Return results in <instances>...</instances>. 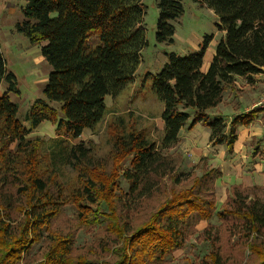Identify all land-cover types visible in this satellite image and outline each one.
<instances>
[{
    "label": "trees",
    "instance_id": "trees-1",
    "mask_svg": "<svg viewBox=\"0 0 264 264\" xmlns=\"http://www.w3.org/2000/svg\"><path fill=\"white\" fill-rule=\"evenodd\" d=\"M157 1L156 41L171 44L173 22L184 13V5L182 0ZM193 1L213 11L219 20L216 29L223 33L207 71L203 73L201 68L212 35L205 36L199 50L186 55L166 54L160 72L147 74L151 92L162 104V140L158 144L147 140L136 129L113 131V164L100 169L92 163L90 148L82 143L70 145L67 138L74 141L85 130L95 128L107 113L106 97H114L123 84L132 82L147 44L143 0H26L21 8L22 20L15 23L16 31L40 47L41 57L51 70L43 98L34 101L21 119L17 105L9 98L10 93L18 92L16 77L7 70L0 50V84L4 81L7 85V91L0 95V264H19L66 202L77 209L81 224L108 221V230L122 245L112 251L117 258L113 262L72 258L71 239L55 234L37 264L166 261L196 232L200 222L210 221L217 209L215 180L220 172L208 167L202 157L198 163L201 174L188 177L186 184L158 201L136 229L120 222V212L125 215L153 199L165 177L179 185L171 156L164 151L176 145L183 128L192 130L201 123L209 129L212 146L225 145L231 151L237 127L251 125L264 111L253 108L234 114L228 129L223 116L208 114L221 103L226 91H237V78L251 81V76L263 72L264 0ZM45 121L67 137L56 138L49 146L52 163L64 162L77 172L76 188L70 194L59 193L57 198L48 188L49 175L40 169L45 143L39 136L29 135ZM122 181L128 185L124 198L119 196ZM1 185L18 189L21 199L12 202ZM259 190L264 192L248 189L247 194L254 196L250 198L243 195V190L230 188V196L216 216L230 222L226 230L232 236L242 235L249 256L257 257V264H264V199L258 196ZM14 210L22 219L11 227ZM203 233L209 249L201 264H222L219 247L215 246L217 233L208 229ZM213 234L215 238L211 239Z\"/></svg>",
    "mask_w": 264,
    "mask_h": 264
},
{
    "label": "rangeland",
    "instance_id": "rangeland-1",
    "mask_svg": "<svg viewBox=\"0 0 264 264\" xmlns=\"http://www.w3.org/2000/svg\"><path fill=\"white\" fill-rule=\"evenodd\" d=\"M157 2V0H143V6H145L143 21L147 44L142 50L141 61L132 82L123 84L114 97L110 95L106 97L107 113L103 120L95 128L85 130L74 141L64 136L62 131L58 132L55 125L46 121L29 134L30 136H39L45 143L42 150L44 159L40 169L46 171V175H49L46 178L48 188L56 198L59 197V193L62 195L70 194L73 188H76L77 172L70 165H65L64 162L52 163L49 157V146L52 145L54 139L65 137L70 145L84 144L90 148L92 163L100 169H109L113 164V141L110 138L113 131L130 132L136 129L142 131L147 140L149 139L157 144L160 143L164 126L161 121L162 104L152 94L151 80L147 74L159 73L163 64L167 61L166 54L168 53L186 55L191 51L199 50L198 45L206 35L213 36V40L208 45L210 50H214L216 43L220 40L223 33L216 29V23L219 20L213 11L205 4L193 0H182L184 13L173 22L175 27L174 42L171 44L158 43L155 35L158 21ZM25 3L26 0H0V50L6 61L7 70L13 72L16 77L18 92L10 93L9 98L17 105L21 119H23L34 101L43 98L42 91L46 84L45 80L51 70L41 57L40 47L32 45L16 31L15 23L22 20L21 8L24 7ZM261 74L251 76V81L237 78V91L233 90L232 93H235V95L240 94L243 103L250 101L257 92L264 94V77ZM6 91L7 85L2 81L0 95ZM228 92L226 91L223 95L221 107H218L220 110L217 112L221 117L223 116L225 122L227 117L224 115L226 110L223 108V104H231L229 100L231 97ZM259 105L263 104L259 103L256 107ZM52 106L58 107L57 104L53 103ZM23 125L28 128L27 123L23 122ZM178 139L176 145L169 150H165L164 153L171 156L173 173L178 176L179 185L175 186L170 178L165 177L162 183H159L158 192L153 195V199L143 202L139 209L128 210L126 216L120 212V222H127L126 228L136 229L150 215V211L156 207L158 201L170 195L171 191L177 190L186 184L188 177L200 175L201 168L198 163L202 157L206 158L208 167H213L211 163L214 157L212 156L214 154L212 151L213 146L209 143L210 140L205 141L206 138L203 132L194 131V129L189 132L185 127L180 131ZM201 139L203 144L195 143L196 140ZM120 185L122 186V193L119 196L124 198L128 185L123 181ZM1 186L2 190H6L12 202L21 199L20 192L15 187ZM240 188L244 192L243 195L250 198L254 197L251 193L247 194L246 188ZM218 192L215 189L217 209L210 221L200 222L196 226V232L186 238L181 248L171 252L166 257V261L154 260L151 262L148 260L147 264L203 263L201 260L209 249L207 242H203V231L205 229L215 231L218 235L215 246L219 247L222 264H257V257L249 256L250 251L244 244L243 236L237 234L232 236L226 230V225H229L230 222L216 216V211L230 196L228 188L224 200L218 195ZM256 192L258 196L264 199L263 191ZM62 200L66 201L65 198ZM0 215L3 216V213H0ZM11 217L14 219L13 222L9 220L11 227L16 226L22 219L21 214L16 210H14ZM107 222L103 221L100 224H91V226L81 224L77 216V209L71 203L66 202L61 205L59 213L51 219L49 229L42 231L41 239L32 243L29 252L22 256L19 264H37L40 262L50 245H52V236L55 234L71 239L70 257L72 258L78 256L89 260L113 262L117 255L112 251L122 245L114 232L108 230ZM214 238V234L211 235V239Z\"/></svg>",
    "mask_w": 264,
    "mask_h": 264
},
{
    "label": "crops",
    "instance_id": "crops-1",
    "mask_svg": "<svg viewBox=\"0 0 264 264\" xmlns=\"http://www.w3.org/2000/svg\"><path fill=\"white\" fill-rule=\"evenodd\" d=\"M215 54V49L210 50L207 47L205 56L203 58V66L201 71L205 73L210 65V62ZM237 85V81L236 84ZM264 87V84H263ZM231 99V104H223L225 108L224 115L227 117V128L230 124L231 117L237 113H247L253 108L263 109L264 105L257 104L262 103L264 100V94L257 92L255 96H252L247 103L242 102L240 94L228 92ZM221 103L213 110H209L210 117L216 116L220 109L218 108ZM221 107V106H220ZM196 127V128H195ZM194 131H201L204 133L208 142L209 129L198 123L193 127ZM189 130V132H192ZM188 130V129H187ZM237 140L234 142L231 151H227L225 145L213 146V155L211 160L213 167L217 168L220 172V176L215 180V189H217L218 195L226 198V190L230 188L242 189L244 187L248 189L259 188L264 190V111L260 112L258 117L252 121L249 126L239 125L236 130ZM203 140H196L195 143H201ZM211 144V141H209ZM262 187V188H260ZM260 191V190H259Z\"/></svg>",
    "mask_w": 264,
    "mask_h": 264
},
{
    "label": "built area",
    "instance_id": "built-area-1",
    "mask_svg": "<svg viewBox=\"0 0 264 264\" xmlns=\"http://www.w3.org/2000/svg\"><path fill=\"white\" fill-rule=\"evenodd\" d=\"M261 75H262V77H264V69H263V72ZM263 82H264V79H263ZM262 104L264 105V100H263Z\"/></svg>",
    "mask_w": 264,
    "mask_h": 264
}]
</instances>
